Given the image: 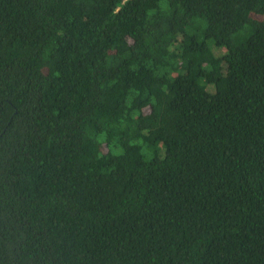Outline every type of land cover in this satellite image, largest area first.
Here are the masks:
<instances>
[{
  "label": "trees",
  "instance_id": "1",
  "mask_svg": "<svg viewBox=\"0 0 264 264\" xmlns=\"http://www.w3.org/2000/svg\"><path fill=\"white\" fill-rule=\"evenodd\" d=\"M0 264H264V0H0Z\"/></svg>",
  "mask_w": 264,
  "mask_h": 264
}]
</instances>
